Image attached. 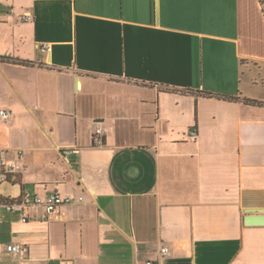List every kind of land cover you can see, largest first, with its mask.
Segmentation results:
<instances>
[{
  "label": "crops",
  "instance_id": "crops-1",
  "mask_svg": "<svg viewBox=\"0 0 264 264\" xmlns=\"http://www.w3.org/2000/svg\"><path fill=\"white\" fill-rule=\"evenodd\" d=\"M0 110V198H83L0 206V264H264L260 0H0Z\"/></svg>",
  "mask_w": 264,
  "mask_h": 264
},
{
  "label": "built area",
  "instance_id": "built-area-1",
  "mask_svg": "<svg viewBox=\"0 0 264 264\" xmlns=\"http://www.w3.org/2000/svg\"><path fill=\"white\" fill-rule=\"evenodd\" d=\"M26 20L31 19L30 16L25 17ZM10 113L8 111L0 110V118L7 120L10 118ZM91 128V145L93 147L101 146V139L106 129L103 125L99 123H94L90 126ZM190 140H195L197 137V132L192 129L188 133ZM62 156H70L74 151L71 148L60 149ZM18 155L21 156L22 153L19 151ZM21 165L18 162L10 160L4 151L0 149V189L5 184H13L15 182L16 175L20 172ZM83 200L82 197H71L68 195H63L57 192L48 193L45 195H36L29 191L22 190L20 195L16 198H10L3 200L0 198V206L4 208L7 212L19 211L21 213V221L26 222L28 220L27 211L32 207H40L43 209L45 216L50 218L57 214L58 210L62 206H68L72 204L79 203ZM7 253L15 255L17 257L25 256V249L23 246L17 243L8 244L5 247ZM168 249L162 248L161 255L167 254ZM152 264V263H147Z\"/></svg>",
  "mask_w": 264,
  "mask_h": 264
},
{
  "label": "water",
  "instance_id": "water-1",
  "mask_svg": "<svg viewBox=\"0 0 264 264\" xmlns=\"http://www.w3.org/2000/svg\"><path fill=\"white\" fill-rule=\"evenodd\" d=\"M243 223L245 226H264V209L246 210Z\"/></svg>",
  "mask_w": 264,
  "mask_h": 264
},
{
  "label": "trees",
  "instance_id": "trees-1",
  "mask_svg": "<svg viewBox=\"0 0 264 264\" xmlns=\"http://www.w3.org/2000/svg\"><path fill=\"white\" fill-rule=\"evenodd\" d=\"M260 4H261V6L263 7V11H264V0H260ZM2 61H7V62H14V61H12V60H9V59H1ZM15 63H20V64H22V65H29V63L28 62H20V61H15ZM233 99V98H232ZM248 102H250V103H254V104H258V103H256V102H252V101H248Z\"/></svg>",
  "mask_w": 264,
  "mask_h": 264
},
{
  "label": "rangeland",
  "instance_id": "rangeland-1",
  "mask_svg": "<svg viewBox=\"0 0 264 264\" xmlns=\"http://www.w3.org/2000/svg\"><path fill=\"white\" fill-rule=\"evenodd\" d=\"M16 190H17L16 188H13V189H12V193H15V192H16Z\"/></svg>",
  "mask_w": 264,
  "mask_h": 264
}]
</instances>
